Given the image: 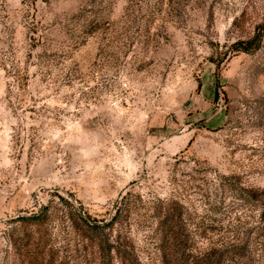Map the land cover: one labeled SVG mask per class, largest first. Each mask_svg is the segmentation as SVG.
Masks as SVG:
<instances>
[{
  "label": "rangeland",
  "instance_id": "rangeland-1",
  "mask_svg": "<svg viewBox=\"0 0 264 264\" xmlns=\"http://www.w3.org/2000/svg\"><path fill=\"white\" fill-rule=\"evenodd\" d=\"M263 191L264 0H0L2 257L58 194L121 207L142 264L173 201L199 249L254 244Z\"/></svg>",
  "mask_w": 264,
  "mask_h": 264
},
{
  "label": "trees",
  "instance_id": "trees-1",
  "mask_svg": "<svg viewBox=\"0 0 264 264\" xmlns=\"http://www.w3.org/2000/svg\"><path fill=\"white\" fill-rule=\"evenodd\" d=\"M241 192L248 202L259 200L252 190ZM56 197L58 202L43 206L38 214L10 221V250L5 257L0 255V264L9 258L16 264H142L132 233L124 228L121 207L101 224L81 203L59 194ZM184 211L175 201L156 211L154 237L161 264H258L255 254L264 252V234L249 245L243 242L244 232L236 231L231 241L201 250L196 247V231L190 230L200 224L190 223Z\"/></svg>",
  "mask_w": 264,
  "mask_h": 264
}]
</instances>
